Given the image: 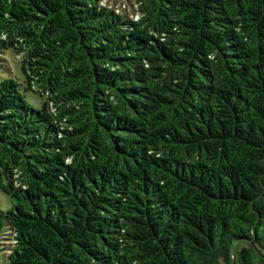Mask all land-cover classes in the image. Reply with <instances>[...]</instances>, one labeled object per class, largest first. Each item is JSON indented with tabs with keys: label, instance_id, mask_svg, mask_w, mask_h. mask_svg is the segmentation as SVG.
I'll use <instances>...</instances> for the list:
<instances>
[{
	"label": "trees",
	"instance_id": "1",
	"mask_svg": "<svg viewBox=\"0 0 264 264\" xmlns=\"http://www.w3.org/2000/svg\"><path fill=\"white\" fill-rule=\"evenodd\" d=\"M128 1L0 0L5 264H264V0Z\"/></svg>",
	"mask_w": 264,
	"mask_h": 264
},
{
	"label": "rangeland",
	"instance_id": "2",
	"mask_svg": "<svg viewBox=\"0 0 264 264\" xmlns=\"http://www.w3.org/2000/svg\"><path fill=\"white\" fill-rule=\"evenodd\" d=\"M104 3L110 8L121 12L131 13L128 0H104ZM6 79H13L18 83H22V73L20 62L12 50H5L0 53V83ZM21 94L25 101L35 110L40 109L41 98L30 91H23ZM11 207L8 197L0 192V211L6 212ZM0 264H5V251L0 246Z\"/></svg>",
	"mask_w": 264,
	"mask_h": 264
}]
</instances>
